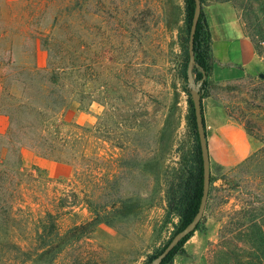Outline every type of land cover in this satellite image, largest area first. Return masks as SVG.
<instances>
[{
    "label": "rangeland",
    "instance_id": "374dc122",
    "mask_svg": "<svg viewBox=\"0 0 264 264\" xmlns=\"http://www.w3.org/2000/svg\"><path fill=\"white\" fill-rule=\"evenodd\" d=\"M230 1L264 55V36L257 35L260 27L264 32V0ZM185 38L183 0H0V105L16 83L15 68L45 70L53 62L66 68L57 86L69 105L62 120L86 129L79 130L78 150H65L62 162L52 160L57 152L45 158L23 149L25 171L39 180L3 182L1 204L11 213L0 215V264H145L174 237L178 219L169 216L168 189L193 148L188 81L177 65ZM209 83L208 97L224 104L260 148L242 165L211 173L200 229L174 264L245 261L251 250L241 227L264 215V83ZM119 143L124 150L115 148ZM77 193L111 222L81 239L71 229L93 215L67 206ZM48 211L57 226L44 236Z\"/></svg>",
    "mask_w": 264,
    "mask_h": 264
},
{
    "label": "trees",
    "instance_id": "16d2710c",
    "mask_svg": "<svg viewBox=\"0 0 264 264\" xmlns=\"http://www.w3.org/2000/svg\"><path fill=\"white\" fill-rule=\"evenodd\" d=\"M183 1L185 4L186 38L183 42V51L178 59L177 65L181 79L187 82L190 61L189 37L195 11V1ZM201 2L203 5L205 0H201ZM263 34V29L261 27L258 28L257 35L263 37ZM194 51L196 66L194 67L193 74L197 82L202 81L204 75L207 76L201 88L203 108V99L208 96L207 89L210 84L207 79H209L212 73L211 35L203 10L195 34ZM49 64L50 67L45 70L37 66L33 69L23 67L15 68V70H17L15 72L18 75L16 83L13 89H11L10 86L7 87L6 96L4 94L5 97L3 98V102L5 107L0 105V113H4L9 118V126L5 133L0 134V143L3 144V147L0 149V190L3 188V182L8 180V185H12L15 178L18 176H30L33 178L34 182H38L39 179L34 178L33 174H29L28 176V173L24 169L22 153L26 146L35 149L40 156L45 158H51V156H53L52 154L57 152L60 155L52 160L62 162L64 151L70 149L72 152H76L79 148V144L83 141L82 134L79 130L86 131V129L79 125L63 121L64 112L69 109V105H66L65 95H63L61 89L59 90L60 94H58L57 86L62 87L61 83L66 68L59 65L53 67V62ZM36 90L38 97L40 96L43 98L41 102L38 100L36 101L31 94L33 91L36 92ZM184 91L190 98L189 104L191 109L189 123L193 137V148L188 154L182 155V160L179 163L180 166L175 170L173 180L168 189V213L169 216L172 215L178 219V225L173 234L174 236L185 228L196 216L200 207L204 186L203 159L193 102L189 91L187 89H184ZM20 93H22L21 98L18 97ZM78 110L82 111L81 108ZM66 127L74 131L64 133L63 130ZM115 148L124 150L125 144L119 143ZM40 149L44 151L40 152ZM35 174L38 175L37 178H41L40 171L37 170ZM47 179L50 182L51 179L48 177ZM6 191H8V188ZM80 196L81 194L78 193L75 195L73 194V201L67 206L72 211L79 206H84L93 217L91 221L78 223L71 229L74 234L73 236H77V239H81L95 232L101 225L111 224L107 217L101 215L95 203L88 195H84L85 198L81 199V203L78 201ZM3 202L2 200L1 204L0 199V215H10L11 210H9ZM105 208H108V205H106ZM103 210L105 211L106 209L103 208ZM61 212L62 210H57L58 215H61ZM45 215L46 220L41 223V234L50 236L53 235L56 230L57 215L52 211H48ZM241 228L247 240L244 246L251 250V254H249L247 258H242V260L245 261H239L238 264H264V215L247 220L246 224L242 225ZM199 229L200 225L189 237L184 239L174 249L162 264H174L175 257L184 252L185 244ZM168 243L150 255L145 264H150L151 261L165 249ZM49 244L51 243L48 242L45 244L42 249L48 248ZM46 253L47 251L44 252V254ZM75 264H90V262L82 259Z\"/></svg>",
    "mask_w": 264,
    "mask_h": 264
},
{
    "label": "crops",
    "instance_id": "0c3cea01",
    "mask_svg": "<svg viewBox=\"0 0 264 264\" xmlns=\"http://www.w3.org/2000/svg\"><path fill=\"white\" fill-rule=\"evenodd\" d=\"M203 13L211 35L209 81L228 85L247 80L264 83V55L250 37L242 13L230 1H206ZM211 173L242 165L260 148V143L213 97L203 99ZM8 117L0 114V133L8 128Z\"/></svg>",
    "mask_w": 264,
    "mask_h": 264
},
{
    "label": "water",
    "instance_id": "95a60500",
    "mask_svg": "<svg viewBox=\"0 0 264 264\" xmlns=\"http://www.w3.org/2000/svg\"><path fill=\"white\" fill-rule=\"evenodd\" d=\"M195 1V11L192 21V26L190 30L189 37V55L190 61L188 66V91L191 96V100L193 102V108L196 119L197 132L199 136V142L202 152L203 159V167H204V186H203V195L200 203L199 210L194 217V219L181 231H179L168 243L165 249L155 257L150 264H162L163 261L174 251V249L187 237H189L200 225L201 221L204 218V214L207 208L210 189H211V163H210V155L208 149V141H207V133H206V124L204 120L203 108H202V92L201 88L206 80L207 76L204 75V79L200 82H197L193 70L196 66L195 59V34L197 31V26L202 14L203 5L201 0Z\"/></svg>",
    "mask_w": 264,
    "mask_h": 264
},
{
    "label": "built area",
    "instance_id": "2783aa9c",
    "mask_svg": "<svg viewBox=\"0 0 264 264\" xmlns=\"http://www.w3.org/2000/svg\"><path fill=\"white\" fill-rule=\"evenodd\" d=\"M262 45H264V43H262Z\"/></svg>",
    "mask_w": 264,
    "mask_h": 264
}]
</instances>
